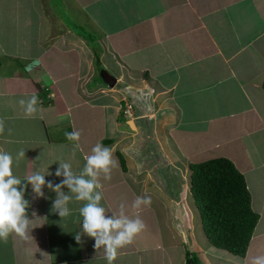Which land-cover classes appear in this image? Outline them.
<instances>
[{"label":"crops","instance_id":"0c3cea01","mask_svg":"<svg viewBox=\"0 0 264 264\" xmlns=\"http://www.w3.org/2000/svg\"><path fill=\"white\" fill-rule=\"evenodd\" d=\"M20 1L0 0V119L5 124V131L0 135V149L7 148L13 156V174L21 179V184L22 180L28 182L24 177L34 171L45 174L46 185L48 182L53 186L61 184L64 177L54 175L60 161L69 162L74 175H80L86 163L85 155L101 143L110 146L116 157L117 152L123 156L125 168L120 164L116 174L121 173L119 176L129 182L133 196L140 197V187L142 189L143 182L150 180L148 166L143 165V160L136 163L139 168L135 172L141 178L132 179L126 174L132 156L140 157L136 156L138 151L133 146L138 133L152 140L146 149L155 151L142 156L153 153L159 163L183 169V179L187 174L190 176L192 156L210 147L213 141L238 145V153L230 160L243 175L251 209L259 215L252 242L264 253V0H121L125 4L123 8H127L125 37L117 29L105 34L110 40L103 43L109 59L103 57L102 63L108 69H101L113 75L119 87L116 88L115 83L113 88L105 89L99 83L97 94L87 88L96 75L95 57L91 55L88 40L80 37L87 30L66 13L59 26L50 18L43 32L37 18L36 25H32V18L39 15L32 4L24 8L22 14L18 12L16 18L14 5H20ZM75 2L80 14L95 26V16L87 9L90 3ZM118 4L119 0H114L109 6L122 15ZM17 22L21 23L20 27ZM67 36L68 42L65 41ZM117 36L123 38V44L131 43L134 47L121 52L114 42ZM53 49L54 53L66 55V58H59L62 62L59 67L53 65L57 60L51 55ZM47 54L49 58L45 60ZM127 56L141 63L133 65ZM74 58L76 62L70 61V65L67 60ZM5 59L15 60L17 64L6 63ZM45 61L50 62L47 71L43 66ZM113 62L120 63L118 69L113 68ZM133 71L138 73L136 85L143 90L147 86L157 91L151 98L150 110H142V103L148 100L146 96L140 97L136 104L126 94L124 86L132 89L127 77ZM153 82L156 85L153 86ZM178 82L181 87L174 90ZM33 94L38 97V111L26 116L19 101ZM206 102L217 112L215 115L199 116L202 110L194 115L187 112L183 115L179 111L182 106L193 112ZM127 105L131 108L130 118L123 115ZM203 110H208L207 106ZM158 113L168 115L160 119ZM144 120L152 121L151 126L145 127ZM232 128L237 135L226 137ZM73 131L80 132L78 142L65 136ZM21 149L25 157L17 165L15 157ZM125 150H130V155ZM46 185L41 189L43 197L37 196L32 187L28 190L30 199L26 213L32 220V229L26 236L13 233L6 241L0 240V264H108L103 247L96 250L95 240L83 233V218L79 214L83 206L81 201L71 200L67 205L71 214L61 219L52 210L58 194ZM64 189L61 191L65 194ZM104 189L103 186L100 202L103 207ZM122 192L113 194L110 204H105L111 210L110 214L106 210V217L142 220L143 209H131L130 216L122 212L119 205ZM174 194L162 193L171 205V218L158 226L155 235H150L145 227L131 244L118 249L113 264L185 263L183 240L187 237L185 234L192 236V231L176 214L186 216L187 189ZM77 233L81 236L80 243L75 240ZM160 238L172 239L174 246L180 243L177 263L172 255L158 253L155 246ZM195 238L193 245L203 264H214V258L220 254L225 255L226 261L236 262L239 258L237 264H243L244 257H233L211 245L206 236L208 245L218 252ZM164 247L165 244L161 249Z\"/></svg>","mask_w":264,"mask_h":264},{"label":"rangeland","instance_id":"374dc122","mask_svg":"<svg viewBox=\"0 0 264 264\" xmlns=\"http://www.w3.org/2000/svg\"><path fill=\"white\" fill-rule=\"evenodd\" d=\"M112 1L114 0H81V2L86 3L89 2L90 4L88 6H90V8L88 7L87 9L91 11V13L95 16V26H93V24L91 23V21H88L87 17L84 16L83 14H80L81 10L79 8H77L76 6V2L75 0H21L20 1V5L18 3H15L14 7L16 8L17 12L15 13L16 18H18V15L21 11H24V8H30L31 4L33 7V10H35L36 12L39 13L38 16H34L31 20L32 25H36V21L38 19L39 21V28H41V31L43 30V32L45 31V28L48 24L49 19L51 18V20L54 21L55 24H57L59 26V21H63L64 20V16L66 13L69 14V17H71L74 21H76L77 24H80V26L84 27L85 30L90 31L89 33H91L94 37V42L91 41L88 45V47H90L91 50V55L93 57H95L94 60V70L96 72V75H94V79L91 80V82L88 83L87 88H90V90H94L95 93L97 94L99 87L97 86V84L101 83L102 85L100 87L103 88H108L107 85H105L102 80L99 77V73L101 71V69L106 68L108 69L107 65H104L102 63L103 57H106V59H109V53H106V48L104 47V42L105 41H110L108 38V35L105 36V34L111 33L113 32L115 29H117V32L119 31V33L121 34V36L123 35V28H124V18L127 16L126 14V10L127 8H123L125 6V4H123L121 2V0H119L120 5L118 4V7H120L122 9V15H119L115 8L112 6H109V4L112 3ZM30 4V5H29ZM19 5V7H18ZM91 8L94 10L92 11ZM124 9V10H123ZM32 10V9H31ZM130 10V7H129ZM75 12V14H74ZM75 15V16H74ZM78 15H80L81 17H78ZM67 17V20L72 22V19ZM37 18V19H36ZM18 26L20 27V22H17ZM83 23V24H82ZM15 25V24H14ZM12 25V27L14 26ZM175 26V25H174ZM78 28V25H77ZM25 29V28H24ZM77 30H79V32L81 33L80 29L78 28ZM30 34V33H29ZM28 34V35H29ZM82 35H80V37L82 38L83 36H85L86 34L81 33ZM115 37V36H114ZM113 37V38H114ZM123 37H125L123 35ZM68 38L69 36L65 37V41L68 42ZM75 39V38H73ZM85 39V38H84ZM123 38L120 36H117V38H115L114 42H117V46H119V50L122 51H129L131 49V47H134V45H132L131 43H125L123 44ZM97 42V43H95ZM118 42H121L120 44H118ZM149 43V42H148ZM109 45V43H107ZM165 46V45H164ZM108 47V46H107ZM53 49V52L54 53ZM50 54V53H49ZM49 54H47L45 56V60H47L49 58ZM111 54V53H110ZM51 55H55V59L53 61V65L55 67H59L60 64L62 63L61 61H59L60 57L66 58V55H64L63 53H54ZM106 55V56H104ZM127 59L130 60V62H132L133 65H137L140 64L136 63V59L132 56H127ZM69 61V64L71 65L70 61H75L76 59L74 58V60H67ZM4 62L6 63H13L15 62V60H7L5 59ZM16 63V62H15ZM17 64V63H16ZM50 62L45 61V63H43V66L46 68V71L49 70L50 68ZM66 64H64L65 66ZM68 65V66H70ZM113 68L118 69L120 66V63L118 64H114V62L112 63ZM20 70V69H19ZM138 73H135L133 71L132 74H130V77H127V80L129 81V86L132 87L129 88L127 86L125 87L126 90V94L129 95V97L132 99L133 102H135L136 104H138V99L142 96H146L147 97V101L146 103H142V110H150V106H151V98L155 96V94H157V91L154 90H149L148 87H145V90L142 89V87H140L139 85H136V83H138L136 81ZM132 77V80L130 79ZM181 77V74H180ZM119 83L117 82L115 87L118 88ZM123 85H127L125 83H123ZM149 85V83H148ZM153 86L156 85V82H153L152 84ZM159 85V83H158ZM188 85V83H187ZM181 84L180 82L177 83V85L175 86L174 90L176 88H180ZM189 87V85H188ZM155 88V87H153ZM123 89V86H122ZM124 90V89H123ZM185 91V90H182ZM97 96V95H96ZM164 97V96H161ZM106 99V98H104ZM160 99V98H159ZM179 99V98H178ZM176 102L175 97H174V103ZM184 104V106H188V103L186 102H182ZM206 106L208 108V110H203L206 109ZM179 111L181 113H183V115H186L185 112L187 113H193L196 114L198 111L202 110L200 115H208V116H213L215 115V113H217L215 110L210 109V103L206 102L203 103L200 107H198L197 109H195V111H190V110H185V108H182V106H179ZM194 108V107H193ZM127 109H129V107L127 106ZM168 114L166 113H158V116L160 119H164ZM157 116V117H158ZM142 124L145 125V127L147 126V124H149L151 126L152 121L149 120H144L142 122ZM143 133H138L137 137H136V142L134 148L138 151V154L136 153V156L139 155L140 157H135L132 156V160L131 163L127 164V171L126 174L131 176L132 179H136L141 178L142 176L137 174L135 172V170H137V168H139L138 164H136L138 161L143 160V165L148 166V175L150 180L149 181H144L142 184V189L140 187L139 191L142 190V192H140V197H150L151 198V203L150 205H144L143 203L140 204V208H138L136 211H140L141 209H143V215H142V221L145 224V227L148 228L150 230V235H155L157 234L158 230V226L164 222H166L168 219L171 218L170 214H171V205L167 202V199L165 196L162 195L163 192H167L169 195L170 193L175 192V194H177V191H182V190H186L187 189V195H188V201L189 203L185 202L186 205V216H178V214H176L177 219H184L186 221V225L187 228H189L192 231V236L189 237L190 234H185V237L183 242L185 244V246H191L192 250H195L196 247L194 244V240L196 239L195 237L198 238V241L201 244H206L207 248H210V250L214 251V252H218L219 250L215 247H211L210 245H208L207 240L204 236L203 231H201V224H200V219H199V215H198V209L196 208V206L194 204H192V197L191 194L189 193V188H190V181H189V174H187L186 178L183 179L182 178V170L179 167H175L173 164L171 165V167H166V163L163 162V164L159 163L156 160V157L154 156V154L152 153L151 156H142L143 154L145 155H149L150 151H154V149L152 148L150 149H146L147 145L152 144V140L147 138H144ZM237 135V131L235 130V128H232L229 133H227L226 137L232 138L233 136ZM213 144V145H212ZM211 144L210 147H208L207 149H203L201 151H198V154L196 156H192V161L193 163H197V162H203L206 161L208 159L214 158V157H218V156H224L228 159L230 158H235V153H238V145H232V144H226V143H220L217 142L216 140L213 141V143ZM226 144V145H224ZM215 145V146H214ZM132 146V145H131ZM133 146L131 148H133ZM109 148H111L109 146ZM130 148V150H131ZM146 149V150H145ZM4 151H8L7 148L3 149ZM118 150V149H117ZM130 150H125L124 152L127 155L129 154ZM155 152V151H154ZM131 153V152H130ZM88 154H91V152H89ZM112 155H113V160L115 161V166L112 167V169L110 170V176L111 178L109 180H105L104 179V173L100 174L99 177V182L104 186V193H105V201L104 203L106 205H108L109 200L112 198L113 194L115 193H120L122 192V198L120 200L119 205L123 204V207L120 209L122 210V212H126L128 214V216H130V211L131 209H135L133 208V204L136 200L137 197L133 196V192L130 189V185L129 182L127 183L126 181H124L119 175H122L121 173H117L116 172L121 168L120 167V163L117 159V157L115 156L113 150H112ZM153 168V169H152ZM174 169V170H173ZM114 170V171H113ZM147 172V171H145ZM135 176V178L133 177ZM181 176V182L179 181V178ZM120 180H122V183L120 182ZM23 185H27V188L25 190L24 193V198L28 201L30 199V197L28 196L29 193V189L32 187L28 182L22 180ZM107 185H109V187H107ZM165 189V190H164ZM65 195L71 196L72 200L75 199V194L72 193L66 186H65ZM138 192V191H135ZM165 194V193H164ZM174 194V195H175ZM133 198V199H132ZM85 202L81 201V205H83ZM103 203V204H104ZM104 204L105 209L107 210V214L111 213L110 208H107ZM110 204V203H109ZM110 206V205H109ZM114 213L118 214L117 210L113 211ZM161 221V222H158ZM181 221V220H180ZM174 225V224H173ZM161 231H163V229H160ZM145 238V237H144ZM177 241L175 240V243ZM165 244L166 247L161 249V246ZM180 243H176V246H174L172 244V239L169 240L168 238L166 239H161L159 240L157 246L159 251L158 253L160 255H164V256H173L174 261H178V259L176 260V257H179V245ZM178 246V247H177ZM156 248V249H157ZM217 249V250H216ZM220 253V252H219ZM258 255H264L262 250H259V246L256 245V242H252V238L250 240L247 252L244 256V260H243V264H252L253 258L258 256ZM234 257V256H233ZM121 259V258H119ZM167 258H165L164 260L166 261ZM215 261H213L214 264H237L240 263L239 258H236V262H232V261H226L225 260V255L224 254H220V257L218 256L217 258H214ZM117 264V263H116ZM166 264V262H165Z\"/></svg>","mask_w":264,"mask_h":264},{"label":"clouds","instance_id":"9594fccd","mask_svg":"<svg viewBox=\"0 0 264 264\" xmlns=\"http://www.w3.org/2000/svg\"><path fill=\"white\" fill-rule=\"evenodd\" d=\"M19 104L24 109L26 116H32L38 111V97L35 94L26 100L21 99ZM124 111V116L132 117L131 112V115H126ZM4 131V120L0 119V135ZM8 131L11 134V129ZM65 136L70 141L78 142L80 132L65 133ZM76 147H79V145L76 144ZM24 157L25 152L21 149L15 157L16 164L18 165L19 161ZM84 159L86 163L80 175H74L72 165L69 162H59V167L54 175L64 177L61 184L53 186L51 182H48L46 185L45 174L40 171H34L30 175L25 176L24 179L32 186V190L37 196L43 197L44 193L41 189L45 185L58 194V198L53 202L52 210L57 212L61 219L71 214L67 205L72 200L71 196L65 195L61 191L63 187L66 186L75 194L76 201H84L85 203L79 209V214L83 218V233L95 240L94 248L96 250L103 247L108 264H113L117 258L118 249L131 244L134 238L143 231L145 224L139 218L128 219L122 216L119 218H107L105 215L106 209L100 203L103 199V185L99 182L98 177L101 173H104L105 180L111 178L110 170L115 166L111 149L101 143H97L91 149V154L85 155ZM13 163V156L0 149V240L5 241L13 233L23 237L32 229V220L28 218L26 213L29 202L24 198L27 185H22L21 179L13 174ZM52 174L48 173V175ZM141 203L150 205L151 198L138 196L132 207L138 209ZM120 206L122 208L123 204ZM75 240L77 243L81 242L79 233L75 235ZM252 264H264V255L254 257Z\"/></svg>","mask_w":264,"mask_h":264},{"label":"trees","instance_id":"16d2710c","mask_svg":"<svg viewBox=\"0 0 264 264\" xmlns=\"http://www.w3.org/2000/svg\"><path fill=\"white\" fill-rule=\"evenodd\" d=\"M85 34L89 42H94L91 33ZM117 154L124 169V158ZM190 169L192 204L198 209L208 242L231 256L244 257L259 215L251 209L243 175L230 159L222 156L191 163ZM184 248V264H203L191 246L184 244Z\"/></svg>","mask_w":264,"mask_h":264},{"label":"water","instance_id":"95a60500","mask_svg":"<svg viewBox=\"0 0 264 264\" xmlns=\"http://www.w3.org/2000/svg\"><path fill=\"white\" fill-rule=\"evenodd\" d=\"M99 77L109 88H112L116 83V78L106 70L100 71ZM129 124H131V121H129Z\"/></svg>","mask_w":264,"mask_h":264},{"label":"built area","instance_id":"2783aa9c","mask_svg":"<svg viewBox=\"0 0 264 264\" xmlns=\"http://www.w3.org/2000/svg\"><path fill=\"white\" fill-rule=\"evenodd\" d=\"M128 107H129V109H130V106H128ZM129 109H126V110L124 111V113H125L126 115H131Z\"/></svg>","mask_w":264,"mask_h":264}]
</instances>
